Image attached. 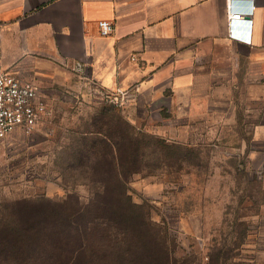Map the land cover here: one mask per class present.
Wrapping results in <instances>:
<instances>
[{"label":"crops","instance_id":"1","mask_svg":"<svg viewBox=\"0 0 264 264\" xmlns=\"http://www.w3.org/2000/svg\"><path fill=\"white\" fill-rule=\"evenodd\" d=\"M229 1L252 12L230 25L228 0H0V73L32 82L51 105L113 97L131 124L173 142L222 137L229 157L257 170L264 0Z\"/></svg>","mask_w":264,"mask_h":264},{"label":"rangeland","instance_id":"2","mask_svg":"<svg viewBox=\"0 0 264 264\" xmlns=\"http://www.w3.org/2000/svg\"><path fill=\"white\" fill-rule=\"evenodd\" d=\"M68 102L45 101L48 114L29 136L0 140L2 222L23 210L39 223V210H54L55 231L46 222L43 236L64 241L62 255L89 243L88 264H122L123 250L113 254L102 243L98 211L110 202L97 201L117 188L119 171L132 203L165 239L171 264H264V179L229 157L222 137L214 145L173 142L134 126L119 106L109 112V102Z\"/></svg>","mask_w":264,"mask_h":264},{"label":"trees","instance_id":"3","mask_svg":"<svg viewBox=\"0 0 264 264\" xmlns=\"http://www.w3.org/2000/svg\"><path fill=\"white\" fill-rule=\"evenodd\" d=\"M108 104L106 108L109 112L119 110L118 105ZM118 149L117 145L110 147V150H115L116 153V156L112 155L111 160L114 167L121 163V158L117 156ZM261 170L264 171V168L261 167ZM113 180L117 188L110 192L106 190L97 197V201L108 197L110 202L109 206H102L98 211L100 225L105 229L106 235L102 243L109 251L123 250V255L126 256L121 260L122 264H171L165 239L158 234L141 208L132 203L127 194L126 177L115 171ZM39 211L44 222L40 219L39 223L32 221V213L23 210L19 213V220L8 223L0 220V264H88L93 260L92 254H87L89 243L81 244L79 252L72 248L69 253L62 255L64 241L43 236L49 232L46 222L49 226L53 225L51 231H55L56 223L53 218L56 220L60 213L46 209ZM42 223L44 225L36 226ZM140 248L144 253L136 256L135 250ZM111 253L114 254L113 251Z\"/></svg>","mask_w":264,"mask_h":264},{"label":"built area","instance_id":"4","mask_svg":"<svg viewBox=\"0 0 264 264\" xmlns=\"http://www.w3.org/2000/svg\"><path fill=\"white\" fill-rule=\"evenodd\" d=\"M252 12L250 9H236L231 1L227 3L229 24ZM100 32L103 35L114 29L110 21H99ZM75 71L82 76L84 66L77 61ZM37 86L30 81L22 80L10 73H0V140L6 139L12 133L19 131L24 137L29 136L38 123L48 114L46 104L37 93ZM113 104L119 105L118 99L110 98ZM257 176H262L261 169L254 170Z\"/></svg>","mask_w":264,"mask_h":264}]
</instances>
